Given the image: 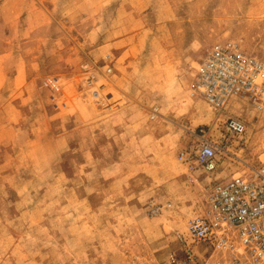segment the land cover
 I'll use <instances>...</instances> for the list:
<instances>
[{"label":"rangeland","instance_id":"obj_1","mask_svg":"<svg viewBox=\"0 0 264 264\" xmlns=\"http://www.w3.org/2000/svg\"><path fill=\"white\" fill-rule=\"evenodd\" d=\"M225 40L264 59V0H0V264L202 263L209 247L184 261L178 234L215 182L264 159V109L241 107L246 132L226 145L192 91ZM88 62L113 69L111 110L80 88ZM191 133L223 149L197 182L176 161Z\"/></svg>","mask_w":264,"mask_h":264},{"label":"built area","instance_id":"obj_2","mask_svg":"<svg viewBox=\"0 0 264 264\" xmlns=\"http://www.w3.org/2000/svg\"><path fill=\"white\" fill-rule=\"evenodd\" d=\"M81 68L80 88L88 99L103 109L116 107L112 96L105 93L112 87L109 77L113 69L92 62ZM63 86L58 76L41 81L54 108L68 107L67 98L62 97ZM192 91L213 112V122L223 123L227 145L246 132L238 113L241 107L254 112L264 109V59L247 53L236 41L216 42L197 64ZM191 134L195 140L178 149L176 161L191 181L197 182L193 175L214 172L223 149L209 136ZM243 167L241 174L215 182L207 190L201 210L188 219L185 233L178 234L184 261L198 262L197 246L207 245L203 252L206 259L200 264H264V159L258 166L245 163ZM150 207L149 212L155 215L170 209L171 203H151ZM177 263L176 253H169L166 264Z\"/></svg>","mask_w":264,"mask_h":264},{"label":"crops","instance_id":"obj_3","mask_svg":"<svg viewBox=\"0 0 264 264\" xmlns=\"http://www.w3.org/2000/svg\"><path fill=\"white\" fill-rule=\"evenodd\" d=\"M15 74V73H14ZM16 76H14V79H15Z\"/></svg>","mask_w":264,"mask_h":264}]
</instances>
